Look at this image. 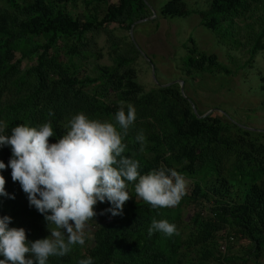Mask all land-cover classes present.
<instances>
[{
  "label": "trees",
  "instance_id": "16d2710c",
  "mask_svg": "<svg viewBox=\"0 0 264 264\" xmlns=\"http://www.w3.org/2000/svg\"><path fill=\"white\" fill-rule=\"evenodd\" d=\"M96 1L103 4L99 22L96 10L88 9L90 0H0V120L7 123L6 134L19 124L51 122L54 136L49 143H56L73 115L84 112L90 119L115 123L120 102L131 103L136 120L123 137L127 147L122 155L139 162L141 175L164 164L193 180L192 188L177 206L154 209L137 196L135 182H129L131 199L123 215H100L111 205L98 202L91 240L73 246L64 257H49L48 264H79L88 257L94 264L235 263L238 256L221 254L223 240H234L246 255L256 257L264 245V133L244 130L213 112L196 117L178 83L144 91L135 81L132 63L138 54L131 42L121 51L111 49L110 66L95 65L94 76L80 77V61L87 58L81 55L86 34L99 31L103 23L128 30L150 15L142 0ZM78 2L89 11L82 24L67 11ZM159 12L164 17L194 14L217 42L233 46L240 45L232 39L234 22L255 16L252 24L244 25L245 64L264 51V0H207L199 10L188 9L183 0H166ZM188 41L191 45L183 46L181 59L183 78L232 74L214 54L198 50L192 38ZM110 94L115 98L106 101ZM138 132L145 135L142 152L135 140ZM10 158L11 147L0 146V162L8 165ZM0 175L8 193L0 196V217H11L9 227L24 228L27 237L44 233L43 215L29 206L19 182L12 180L11 168L0 170ZM197 202L205 215L192 214L191 229L181 232L182 210ZM154 218L175 224L178 234L156 232L149 237Z\"/></svg>",
  "mask_w": 264,
  "mask_h": 264
},
{
  "label": "clouds",
  "instance_id": "9594fccd",
  "mask_svg": "<svg viewBox=\"0 0 264 264\" xmlns=\"http://www.w3.org/2000/svg\"><path fill=\"white\" fill-rule=\"evenodd\" d=\"M114 120L90 119L79 112L56 143H49L54 136L51 122L35 127L19 124L9 136L7 123L0 120V146L11 147L9 163L0 162V170L11 168L13 182H19L29 206L43 215L50 233L47 238L29 241L24 228L9 227L11 217H0V264H48L49 257H64L73 246H83L89 222L97 216L94 208L98 202L111 205L100 215H123L124 205L131 199L129 182H135L137 196L154 209L180 203L187 187L182 174L161 164L141 175L139 162L122 155L127 147L123 137L136 120L134 105L120 102ZM135 140L142 152L144 133L138 132ZM5 184L0 175V196H8ZM9 198L15 199L14 195ZM147 232L149 237L156 232L169 237L178 234L175 224L155 218ZM79 264L94 261L88 257Z\"/></svg>",
  "mask_w": 264,
  "mask_h": 264
},
{
  "label": "rangeland",
  "instance_id": "374dc122",
  "mask_svg": "<svg viewBox=\"0 0 264 264\" xmlns=\"http://www.w3.org/2000/svg\"><path fill=\"white\" fill-rule=\"evenodd\" d=\"M89 10H96V21L103 17V4L90 0ZM149 11V17L134 24L129 33L124 26L114 23H103L100 30L86 34L81 41L85 43V51L81 53L87 58L80 61V74L94 76V66H110L111 49L121 51L131 42L138 55H134L133 68L136 72L135 81L143 87L144 91L154 85H166L171 82H181L182 96L192 105L197 113L220 114L238 127H244L264 132V51L259 52L250 64L247 47L244 46L245 24H252L255 16L250 20L235 21L232 39L240 45L219 43L214 35L207 29L198 25L199 18L190 14L187 17L162 16L159 7L166 0H142ZM188 9H204L207 0H183ZM1 6V4H0ZM85 7L78 2L74 7H68L70 16L78 24L84 20ZM192 38L198 50L206 54H214L220 65L232 74H196L192 79H185L181 75V59L185 54L184 45L190 46L188 38ZM231 40V39H230ZM114 45V46H113ZM24 68V61L22 62ZM110 94L105 100H113ZM186 179V178H185ZM186 194L190 193L192 181L186 179ZM203 209V210H202ZM96 212V209L94 208ZM200 211L205 215V209L197 203H191L182 210L180 229L186 232L191 229L190 217ZM97 213V212H96ZM99 214L89 222L86 232V242L91 240V224L97 220ZM73 223V222H70ZM46 233V235H44ZM44 233L27 237L29 241L47 238L50 233L47 225ZM220 247L221 254L238 256L239 260L230 264H258V258L251 254L246 255L245 250L239 249L238 243L232 240H223Z\"/></svg>",
  "mask_w": 264,
  "mask_h": 264
},
{
  "label": "water",
  "instance_id": "95a60500",
  "mask_svg": "<svg viewBox=\"0 0 264 264\" xmlns=\"http://www.w3.org/2000/svg\"><path fill=\"white\" fill-rule=\"evenodd\" d=\"M144 20H146V19H143V20H139V21L134 22V23L130 26V28H129V33H130V31H131V28L134 26V24L139 23V22L144 21ZM172 83H177V82H171V83H168V84H166V85H157V86H158V87H166V86H168V85H170V84H172ZM178 86H179V92H180V94L183 95V94H182L181 82L178 83ZM190 106H191L192 112H193L194 115H195L196 117H198V118H203L204 116H206V115H208V114L210 113V111H209V112H206V113H204V114L198 116L197 113H196V111H195V109L192 107L191 104H190ZM240 128H242V129H244V130H247V131H252V132H261V131H257V130H253V129H248V128H244V127H240ZM263 133H264V132H263Z\"/></svg>",
  "mask_w": 264,
  "mask_h": 264
},
{
  "label": "crops",
  "instance_id": "0c3cea01",
  "mask_svg": "<svg viewBox=\"0 0 264 264\" xmlns=\"http://www.w3.org/2000/svg\"><path fill=\"white\" fill-rule=\"evenodd\" d=\"M255 258H258V262H259L258 264H264V245H263L260 253Z\"/></svg>",
  "mask_w": 264,
  "mask_h": 264
}]
</instances>
